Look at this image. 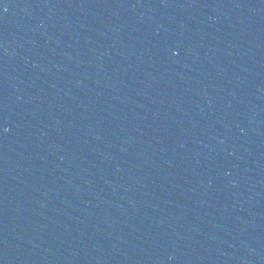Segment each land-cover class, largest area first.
<instances>
[{"label":"water","instance_id":"95a60500","mask_svg":"<svg viewBox=\"0 0 264 264\" xmlns=\"http://www.w3.org/2000/svg\"><path fill=\"white\" fill-rule=\"evenodd\" d=\"M0 264H264V0H0Z\"/></svg>","mask_w":264,"mask_h":264}]
</instances>
